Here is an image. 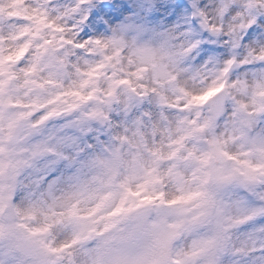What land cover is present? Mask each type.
I'll use <instances>...</instances> for the list:
<instances>
[{
  "label": "clouds",
  "instance_id": "1",
  "mask_svg": "<svg viewBox=\"0 0 264 264\" xmlns=\"http://www.w3.org/2000/svg\"><path fill=\"white\" fill-rule=\"evenodd\" d=\"M0 264H264V0H0Z\"/></svg>",
  "mask_w": 264,
  "mask_h": 264
}]
</instances>
